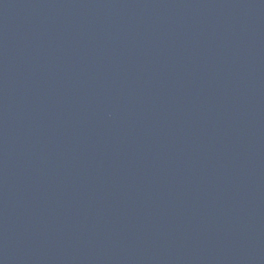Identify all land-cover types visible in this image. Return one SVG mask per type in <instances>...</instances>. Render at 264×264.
<instances>
[{"label": "water", "instance_id": "water-1", "mask_svg": "<svg viewBox=\"0 0 264 264\" xmlns=\"http://www.w3.org/2000/svg\"><path fill=\"white\" fill-rule=\"evenodd\" d=\"M0 264H264V0H0Z\"/></svg>", "mask_w": 264, "mask_h": 264}]
</instances>
